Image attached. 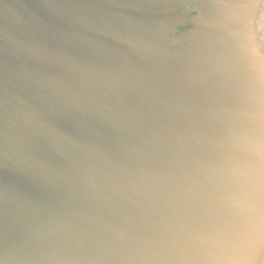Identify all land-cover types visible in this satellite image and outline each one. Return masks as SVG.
Returning <instances> with one entry per match:
<instances>
[{
    "label": "water",
    "instance_id": "obj_1",
    "mask_svg": "<svg viewBox=\"0 0 264 264\" xmlns=\"http://www.w3.org/2000/svg\"><path fill=\"white\" fill-rule=\"evenodd\" d=\"M0 264H264V0H0Z\"/></svg>",
    "mask_w": 264,
    "mask_h": 264
}]
</instances>
